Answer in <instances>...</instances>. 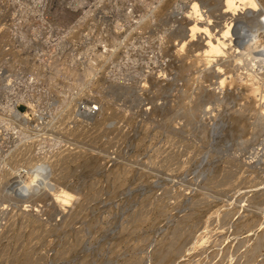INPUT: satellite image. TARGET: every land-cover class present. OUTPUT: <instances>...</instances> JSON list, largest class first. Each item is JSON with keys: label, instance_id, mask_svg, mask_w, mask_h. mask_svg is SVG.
Returning <instances> with one entry per match:
<instances>
[{"label": "rangeland", "instance_id": "1", "mask_svg": "<svg viewBox=\"0 0 264 264\" xmlns=\"http://www.w3.org/2000/svg\"><path fill=\"white\" fill-rule=\"evenodd\" d=\"M238 5L0 0V264H264V0Z\"/></svg>", "mask_w": 264, "mask_h": 264}, {"label": "bare ground", "instance_id": "2", "mask_svg": "<svg viewBox=\"0 0 264 264\" xmlns=\"http://www.w3.org/2000/svg\"><path fill=\"white\" fill-rule=\"evenodd\" d=\"M248 1L250 0H208V4H209V8L210 9H218V8H221L223 10H226L229 9V8H232L234 7L235 5H238L239 7H241V3H247ZM256 3V2H255ZM257 4V3H256ZM219 10V9H218ZM262 11V10H261ZM253 16H255V21H254V28L250 31V34L248 36H250L251 38L248 40L250 42H248V44H246L244 46L247 47H252V50L256 47V41H254V37H256L258 34L260 33H264V9H263V12H254L253 13ZM253 20V18L251 19ZM252 22V21H251ZM253 23V22H252ZM256 35V36H255ZM249 38V37H248ZM247 40V39H246ZM252 40V41H251ZM243 48V49H244ZM248 49V48H247ZM249 51V50H248ZM251 51V50H250ZM248 52H245L244 51V54H247ZM94 107L91 106L89 107V111L90 113H93L97 110V107L96 109H92ZM19 116V115H18ZM19 175V174H18ZM42 178V177H41ZM38 179V177L36 178ZM16 180V179H15ZM39 180V179H38ZM35 181V180H34ZM15 182V181H14ZM37 182V181H36ZM50 184V183H49ZM39 185V184H38ZM42 188V187H41Z\"/></svg>", "mask_w": 264, "mask_h": 264}, {"label": "built area", "instance_id": "3", "mask_svg": "<svg viewBox=\"0 0 264 264\" xmlns=\"http://www.w3.org/2000/svg\"><path fill=\"white\" fill-rule=\"evenodd\" d=\"M92 105H94V107H93L92 109H94V110H95V109H96V105H95V104H92Z\"/></svg>", "mask_w": 264, "mask_h": 264}]
</instances>
